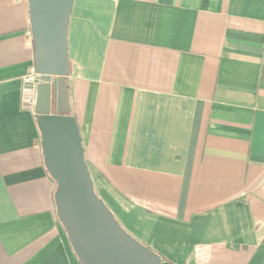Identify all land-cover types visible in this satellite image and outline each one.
<instances>
[{
	"label": "crops",
	"instance_id": "1",
	"mask_svg": "<svg viewBox=\"0 0 264 264\" xmlns=\"http://www.w3.org/2000/svg\"><path fill=\"white\" fill-rule=\"evenodd\" d=\"M68 56L120 225L168 264H264V0H74ZM35 68L28 0H0V264H81L25 102Z\"/></svg>",
	"mask_w": 264,
	"mask_h": 264
},
{
	"label": "water",
	"instance_id": "2",
	"mask_svg": "<svg viewBox=\"0 0 264 264\" xmlns=\"http://www.w3.org/2000/svg\"><path fill=\"white\" fill-rule=\"evenodd\" d=\"M28 2L39 77L26 103L34 108L44 164L56 183V215L76 257L81 264H168L130 235L95 191L65 80L74 0Z\"/></svg>",
	"mask_w": 264,
	"mask_h": 264
},
{
	"label": "built area",
	"instance_id": "3",
	"mask_svg": "<svg viewBox=\"0 0 264 264\" xmlns=\"http://www.w3.org/2000/svg\"><path fill=\"white\" fill-rule=\"evenodd\" d=\"M38 75L35 74V72H31L27 77H25L24 79V94H25V102H26V99H27V95H29V85L33 84L37 79H38Z\"/></svg>",
	"mask_w": 264,
	"mask_h": 264
}]
</instances>
